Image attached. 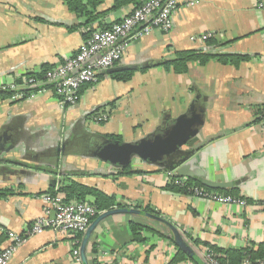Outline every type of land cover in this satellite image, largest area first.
<instances>
[{
	"label": "crops",
	"instance_id": "obj_1",
	"mask_svg": "<svg viewBox=\"0 0 264 264\" xmlns=\"http://www.w3.org/2000/svg\"><path fill=\"white\" fill-rule=\"evenodd\" d=\"M258 2L181 0L171 30L153 29L131 41L115 65L135 70L129 80L101 72L96 82L82 86L75 105L64 106L50 88L12 96L25 89L24 76L63 62L93 31L109 27L135 6L113 9V0H102L95 8L98 17L87 23L63 0H0V88L11 92L0 100V190L13 191L0 197V249L9 244L7 231L23 234L42 214L49 188L57 189L65 179L112 195L123 208L149 205L177 227L200 261L205 249L256 250L264 243V9ZM205 33L211 37L204 42L191 39ZM190 49L248 59L237 66L215 59L192 62L181 74L159 65ZM14 84L19 87L11 88ZM195 99L203 123L183 149L192 151L193 168L205 179L230 183L216 190H235L246 199L244 207L169 191L165 186L175 170L134 159V172L120 174L88 155L108 135L133 142L153 133ZM104 109L107 120L93 122L90 115ZM132 221L158 234L144 231L146 242L133 241ZM168 234L163 224L141 216H108L89 236L88 264L93 259L97 264H195L174 259L178 248ZM71 240L52 230L28 236L8 264H71Z\"/></svg>",
	"mask_w": 264,
	"mask_h": 264
},
{
	"label": "built area",
	"instance_id": "obj_2",
	"mask_svg": "<svg viewBox=\"0 0 264 264\" xmlns=\"http://www.w3.org/2000/svg\"><path fill=\"white\" fill-rule=\"evenodd\" d=\"M181 0H146L135 7L120 20L110 24L109 27L93 31L85 40L79 50L65 58L63 62L50 67L41 73L29 74L23 78L25 92H14L12 99H20L35 92L50 88L61 100L64 106H73L79 99V91L85 84L96 82L101 72L114 67L123 57L130 42L150 33L153 29L168 32L173 27V16ZM259 9H264V0L257 3ZM211 34L192 36V40L204 42ZM264 65V58L262 60ZM18 88L15 84L11 88ZM107 111H97L91 115L95 123L105 121ZM264 121V117H263ZM185 177L172 178L175 183L184 184ZM192 196L211 200L221 204H232L239 207L246 205V199L240 196L219 193L204 187H192ZM45 204L42 214L36 217L23 234L7 231L9 244L0 249V264H8L17 247L26 237L40 234L45 230L64 233L71 237V264H80L79 253L81 236L87 229L97 211L93 204L85 201H65L64 194L55 193L44 196ZM131 206V204H128ZM201 259L207 264H230L220 261L218 254L212 250H203ZM237 264H264V257L252 260L246 256Z\"/></svg>",
	"mask_w": 264,
	"mask_h": 264
},
{
	"label": "water",
	"instance_id": "obj_3",
	"mask_svg": "<svg viewBox=\"0 0 264 264\" xmlns=\"http://www.w3.org/2000/svg\"><path fill=\"white\" fill-rule=\"evenodd\" d=\"M128 68L127 66H114L107 69L105 73L109 74ZM202 123L203 112L195 99L187 111L168 121L164 127H159L153 133L133 142L102 138L95 143L88 155L117 169H123L129 166L134 159H139L164 169L175 170L180 177L185 176L192 179L196 177L197 181L209 189L227 188L231 185L230 183L205 179L202 172L193 168L192 151L183 149L197 134ZM119 213L133 214L163 224L169 232V238L179 250L198 264H207L202 259L201 261L198 259L193 247L177 227L159 214L148 213L137 208L118 207L100 212L88 225L79 246L82 264H88L86 245L96 226L108 216Z\"/></svg>",
	"mask_w": 264,
	"mask_h": 264
},
{
	"label": "trees",
	"instance_id": "obj_4",
	"mask_svg": "<svg viewBox=\"0 0 264 264\" xmlns=\"http://www.w3.org/2000/svg\"><path fill=\"white\" fill-rule=\"evenodd\" d=\"M63 1L69 11L75 13L78 16L86 17L87 23L93 22L98 17L99 13L97 12L95 13V8L97 5H99L102 2V0H63ZM144 1L146 0H113L112 8L118 9L128 4H133L135 7H138ZM207 42L209 45L217 44L215 40H209ZM219 45H221V43ZM211 59H215L222 64H230L237 66L242 61H246L248 59V56L244 54H225V53H220L218 51H210L209 49L207 50L190 49V50L177 51L174 55V58L169 60H163L162 62H160L159 65L163 66L165 69L172 70L174 73L181 74L187 72L189 63L196 62L199 65H204ZM48 68H49L48 66H43L41 73ZM134 71H135L134 69L121 70V71L112 72L109 74V76L117 81H127L131 78ZM41 73H38L36 75L40 77ZM22 92L26 93V90H22ZM10 93L11 92L8 91L7 89L0 88V100L9 97ZM24 96L26 97L27 95L25 94ZM109 105L112 106L113 102H111ZM260 108H262L260 114L264 115V105H261ZM100 123L103 122L101 121ZM105 138L109 140L122 141L121 137L117 135H108ZM133 172L134 171L130 169V165L123 169H119L120 174H130ZM192 187L207 188L202 183H200L199 181H195L192 178L185 179L184 184H178L172 180V182H169L165 186V188L168 189L169 191H172L174 193L187 194V195L191 194L190 189ZM215 191L223 194H230L236 196L235 190H230V191L215 190ZM55 193L64 194L65 201L79 200L93 204L96 208L97 213L92 218V220L102 211H106L115 207L118 208L126 207L120 204L119 202H116L114 196L107 195L95 187L88 186L71 179L63 180V183H61V185L57 189H54V186L49 188L48 194L54 195ZM11 194H13L12 190H0V197H5ZM134 208L140 209L148 213L158 214L149 205H146L144 207L135 205ZM129 228L133 236V241H137V242L143 243L147 241L146 238L142 235V232L144 231H151L153 233L158 234V232L154 228L144 225L140 222H135V221L130 222ZM192 242L193 244L197 243L196 240H193ZM93 252L96 253V249L93 248ZM213 252L218 254V259L220 261H228L230 264H237L240 261H242V259L245 258L246 256H249L252 260L256 258L264 257V243L259 244L256 250L240 249V250L224 251L220 248L213 247ZM183 258H189L195 264H198V262H196L194 259L190 258L183 251L178 249L174 259L176 261H179L182 260ZM91 264H97L96 259L91 260Z\"/></svg>",
	"mask_w": 264,
	"mask_h": 264
},
{
	"label": "rangeland",
	"instance_id": "obj_5",
	"mask_svg": "<svg viewBox=\"0 0 264 264\" xmlns=\"http://www.w3.org/2000/svg\"><path fill=\"white\" fill-rule=\"evenodd\" d=\"M100 111H107V110L104 109V110H100ZM107 112H108V111H107ZM108 114H109V112H108ZM90 118H91V115H90ZM102 122H104V121H102ZM98 123H100V122H98ZM183 148H184V147H183ZM184 150H185V149H184ZM132 162H133V161H132ZM132 162H131V164H130L131 166H132ZM177 177H180V176H178L177 174H175L173 178H177ZM170 182H172V181H170Z\"/></svg>",
	"mask_w": 264,
	"mask_h": 264
}]
</instances>
